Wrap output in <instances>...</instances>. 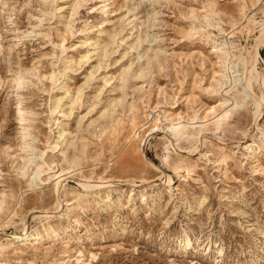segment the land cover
Instances as JSON below:
<instances>
[{
    "label": "rangeland",
    "instance_id": "374dc122",
    "mask_svg": "<svg viewBox=\"0 0 264 264\" xmlns=\"http://www.w3.org/2000/svg\"><path fill=\"white\" fill-rule=\"evenodd\" d=\"M263 32L264 0H0V264H264Z\"/></svg>",
    "mask_w": 264,
    "mask_h": 264
},
{
    "label": "bare ground",
    "instance_id": "6f19581e",
    "mask_svg": "<svg viewBox=\"0 0 264 264\" xmlns=\"http://www.w3.org/2000/svg\"><path fill=\"white\" fill-rule=\"evenodd\" d=\"M260 36H264V32L260 35ZM259 45V44H258ZM251 63H253V62H251ZM251 63H250V65H251ZM256 65V64H255ZM229 67H230V63H229ZM250 68V67H249ZM232 73H233V71H232ZM252 74V75H251ZM251 74H249V75H251L253 78H256L257 76V78L259 79V78H261V75H260V73H258L257 72V69H256V67L254 66L253 67V70L251 71ZM227 79H228V77L227 76H225ZM235 78V77H234ZM260 80V79H259ZM238 81H240L241 82V79H238ZM60 185V184H59ZM98 186V185H97ZM51 232H55V231H51ZM32 235H35L34 233L32 234ZM30 236V235H29ZM39 238H41V236H39L38 235V237H35V239L36 240H38ZM24 241V240H23ZM28 241V240H27Z\"/></svg>",
    "mask_w": 264,
    "mask_h": 264
}]
</instances>
